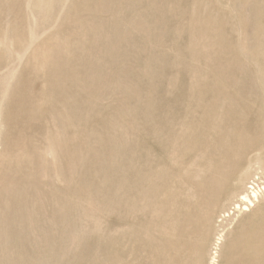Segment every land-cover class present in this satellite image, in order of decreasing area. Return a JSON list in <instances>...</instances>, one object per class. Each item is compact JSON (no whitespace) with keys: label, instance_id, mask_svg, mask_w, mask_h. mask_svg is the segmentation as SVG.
<instances>
[{"label":"rangeland","instance_id":"374dc122","mask_svg":"<svg viewBox=\"0 0 264 264\" xmlns=\"http://www.w3.org/2000/svg\"><path fill=\"white\" fill-rule=\"evenodd\" d=\"M262 196L264 0H0V264H264Z\"/></svg>","mask_w":264,"mask_h":264},{"label":"bare ground","instance_id":"6f19581e","mask_svg":"<svg viewBox=\"0 0 264 264\" xmlns=\"http://www.w3.org/2000/svg\"><path fill=\"white\" fill-rule=\"evenodd\" d=\"M243 175V174H242ZM255 181V180H254ZM255 183V182H254ZM253 183V184H254ZM250 186V185H249ZM252 186V185H251ZM251 186H250V188H251ZM254 187V186H253ZM252 187V188H253ZM238 189L236 190V192L234 193V195L236 196V195H238V194H240L241 196H237V197H239V198H237V199H239L240 201H242V203H240V201H239V203H234L235 204V208L236 209H238L240 212H245V210H246V208L249 206V205H255L253 202V198H251L252 196L254 197V199H256L257 200V202H258V192L257 191H255V190H253L252 188L250 189L249 188V190L247 189V186H246V183H245V176H241L239 179H238V187H237ZM260 189V188H259ZM248 190V191H247ZM234 192V191H233ZM247 192V193H246ZM248 192H250V194H251V197L249 196V193ZM263 195V194H262ZM263 197V196H262ZM264 198V197H263ZM236 199V200H237ZM261 199V198H260ZM242 205H244L243 207H241ZM249 209V208H248ZM258 209V208H257ZM257 209H256V211H257ZM228 218V217H227ZM219 239H222V238H218V240ZM217 245V244H216Z\"/></svg>","mask_w":264,"mask_h":264}]
</instances>
